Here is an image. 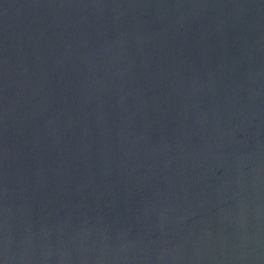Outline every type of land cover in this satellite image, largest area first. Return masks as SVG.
Instances as JSON below:
<instances>
[{"label": "water", "instance_id": "95a60500", "mask_svg": "<svg viewBox=\"0 0 264 264\" xmlns=\"http://www.w3.org/2000/svg\"><path fill=\"white\" fill-rule=\"evenodd\" d=\"M0 264H264V0H0Z\"/></svg>", "mask_w": 264, "mask_h": 264}]
</instances>
